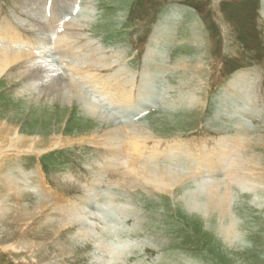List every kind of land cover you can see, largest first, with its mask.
<instances>
[{"label":"rangeland","instance_id":"rangeland-1","mask_svg":"<svg viewBox=\"0 0 264 264\" xmlns=\"http://www.w3.org/2000/svg\"><path fill=\"white\" fill-rule=\"evenodd\" d=\"M44 2L0 0V23L8 19L36 42L40 38L29 25L38 16L33 17L30 11L36 9L44 13L48 7ZM73 4L78 6V12L58 24L59 33L73 18L76 22L86 19L85 40L81 45L88 40L101 45L107 61L118 60L122 69H127L131 77L136 76L139 86L144 70L151 75V85L156 90L151 97L156 108L148 109L139 117L133 116L132 121L134 125L146 128L149 134L157 130H153L154 125L159 124L160 127L164 121H172L174 125H170L169 129L157 130L160 134H155L162 137L155 136V140L177 142L185 147L196 136L200 140L206 137L207 132L215 135L232 133L239 123L236 119L232 120L239 114L238 108L236 110L233 105L238 102L231 101L229 104L222 99V85L245 76L243 81L247 88L259 83L260 91L263 82L264 90V0H52L50 11L61 20V17L70 14ZM73 47L71 53L78 58V46ZM113 55L117 56L116 59ZM114 68L113 72L118 69ZM111 72L106 70L104 75ZM14 83L9 80L0 83V126L12 124L13 129L18 128L27 137L40 136L38 148L47 147L46 139L49 140L53 134L61 133L64 139L72 141L79 137L78 132L81 134L88 128L91 131L95 129V125L75 114L71 119L64 118L67 113L62 106L54 107L55 111L48 106L42 107V111H34V104L25 105L22 94L17 91L24 83ZM195 84L202 87L203 101L200 105L191 104L192 109L175 106L172 101L175 100V103L178 100L179 103L184 91H188L187 86ZM250 98L252 100L247 99L246 106L251 109L255 99L253 96ZM259 104L262 105L261 102ZM262 108L253 109L254 116L245 117L244 122L252 132L248 135L251 146L255 144L259 148L256 155L264 172ZM222 115L226 122H222ZM1 131L4 132L0 127ZM205 131L206 134H203ZM167 133L171 136H166ZM1 134L0 138H5V134ZM209 146V142L199 145L201 150H209ZM101 149L90 142H72L60 150L48 151L40 156L32 153L15 155L10 159L15 164L4 162L8 166L0 162V174H6L5 178L11 174L15 181L13 185L18 184L15 190L22 194V198L15 200V192L9 194L5 183H0V201L19 205L20 208L26 206L25 210H34L35 205L39 208V197L29 190L36 187L37 171L40 172L39 180L44 179L50 193L62 196L59 200H53V195V198L48 197L51 199L49 202L53 201L48 206L54 203L60 206L62 199H72L77 204L87 203L90 199H87L86 192H91L89 189L97 184L96 178H103L102 191L97 194L95 208L92 209L98 214L93 225L98 228L93 232L94 237H83L84 240L76 237L81 229L79 224L71 228L63 227L57 237L54 233L52 235V229L59 226L60 217H56L51 225L37 217L31 223V230L35 225L39 227L35 231L37 235L33 232L26 240L45 241L43 245L36 246L34 253L23 254L16 250V244L20 235L25 239L27 233H23V227H18L17 222L12 220V214L18 212L13 210L0 218V264H264L263 186L255 195L254 192L232 187L234 213L242 230L240 240L235 243L240 247L233 248L231 243L217 237L218 230L207 228L211 225L210 219L191 215L179 195L172 200L170 196L150 188H139L133 192L126 185L117 183L119 175L115 172L111 174L113 170L101 172V163L113 156ZM23 175H27L26 181ZM191 181L187 182L185 190L193 187L195 182ZM105 190L107 192L103 193ZM7 197L12 200L7 202ZM122 208L128 210H125L128 216L121 212ZM213 219L212 227L217 218Z\"/></svg>","mask_w":264,"mask_h":264},{"label":"bare ground","instance_id":"bare-ground-1","mask_svg":"<svg viewBox=\"0 0 264 264\" xmlns=\"http://www.w3.org/2000/svg\"><path fill=\"white\" fill-rule=\"evenodd\" d=\"M51 1L45 0L44 5L47 4L48 7L46 6L44 13L37 12L36 9L30 11L33 17L38 16V21L36 20L29 25L31 30L40 38L36 42L24 35L17 25L13 26L8 19L1 21L0 83L2 84V82L8 80L16 82L15 85H23L24 83L22 89L17 91L22 94L21 97L25 105L34 104V111H42V107L45 106L52 107L55 111L56 108L54 107L62 106L65 113H67L64 118L71 119L75 114L96 127L92 131L88 128L87 132H82L83 134L78 132L79 137L72 141L64 139V135L61 133L59 135L53 134L49 140L46 139L47 147L38 148L37 142L41 141L40 136L27 137L20 133L18 128L13 129L12 124L6 126L2 124L3 126L0 127L4 132H0V137L3 135L1 133H4L5 138H0V162L4 166H8L4 162L9 163V165L15 164V161L10 160L15 155L32 153L40 156V154L48 151L60 150L72 142L75 144L90 142L103 148L101 150L105 154L108 152L113 155L112 158L101 163L100 170L104 173L111 170H113V172H110L111 174L117 173L119 175L117 180L119 185L122 184L124 187L126 185L133 192L139 188L143 190L150 188L157 193L160 192L162 195L170 196L172 200H176L177 195H179L185 209L191 215H199L204 219H210L211 225L207 226L209 230L212 228L218 230V238L221 237L226 243H231L233 248L240 247L235 244L236 241L240 240L242 230L239 228L237 214L234 213L235 196L232 187L254 192V195L264 188V172H262V165H260L259 159H257L258 155H256L259 148L255 144L251 146L252 141L248 135L250 136L252 132L244 122L245 117L252 118L254 116H252L253 109L264 108L263 82L260 91L259 83L251 84L247 88L248 85L246 87L243 81L245 76L222 85L224 86L222 99L229 101L227 102L229 104L231 101L238 102L233 104L236 110L237 108L239 110V114L232 119L239 121L234 128V132L220 135L207 132L206 137L200 140L196 136L185 147H181L177 142L155 140V136H157L156 138L162 137L155 134L158 132L157 130L169 129L170 125H174L171 123L172 121H164L160 126L161 128L159 124L154 125L153 130H157L154 133L152 132L153 134H149L142 125H134V120L132 121L133 116L137 115L136 117H139L144 115L143 113L148 109L156 108L151 97L156 92L151 85V75L144 70L141 77V86H139L136 76L131 77L127 69H122L118 65V60L107 61L105 50L101 45H96L91 40L81 45V42L85 40L84 30L87 26L84 18V20H78L77 22L73 21L75 19L73 18L65 25L63 32L59 33L57 30L59 28L58 24L64 23L71 14L75 16L78 12V6L71 5L70 14H66L67 16L65 15L59 20L60 18L53 16L50 11ZM11 21L13 22V20ZM75 26L76 29L74 30ZM73 45L78 46L76 48L79 51L78 58L71 53V50L74 49ZM113 57L116 59L117 56L113 55ZM114 66L118 69L113 72ZM16 68H18V72H16ZM106 70H112V72L104 75ZM187 88L188 91H184L185 94L181 96L183 99L179 103L178 100L175 103V100L172 101L175 106L192 109L191 104L200 105V102L203 101L202 87L199 84L187 86ZM184 89H186L185 86ZM251 96L255 101L254 107L251 105L252 108L250 109L246 106V101L251 99ZM44 100H46L45 103ZM222 116V122H226L224 115ZM69 119H66V121ZM218 119L220 120V118ZM66 125L64 128H66ZM202 133L206 134V131ZM140 136L141 140L139 139ZM166 136H171V134L167 133ZM177 136L179 137V135ZM206 142L211 144L210 149L201 150L199 145H204ZM249 150H251V154L248 153ZM103 158H106L105 155ZM37 174L35 177L36 187L29 188V190L35 192L39 197L37 204L39 208L35 205L34 210H25L26 206L20 208L19 205L0 201V218L4 217L2 214L7 215L13 210H18L15 215L12 214V220L17 222L18 227H23V233H27V236H24L25 239L20 235L16 250L23 254H32L37 245H43L44 239H42L44 240L42 242L33 241L32 238L30 242L26 240L29 234L39 229L35 225V228L31 230L33 225L31 223L37 217L42 218L49 225L55 221L56 217H60L59 226L57 225V228L52 229V235L54 233L57 237L62 233L63 227L71 228L79 224L81 229L76 237L89 236L91 238L93 232L98 231L97 225L93 227L98 214L92 212V209L95 208L97 194L100 193V190L102 191L103 178H96L95 181L98 185L94 183V188L89 189L91 192H86L87 199H90V201H86L87 203L77 204L75 200L62 199L60 200L62 205L58 206L54 203V205L48 206L50 202H53H49L51 200L49 198L53 194L48 190L44 179L40 178L39 180V171H37ZM5 175L0 174V183H5L9 194L15 192V200H19L22 198V194H18L15 190V186L18 184L13 185L15 181L11 174H7V178H5ZM27 175H23L25 176L24 181L28 179ZM191 180L195 184L190 189L185 190L188 187L187 182ZM105 192L107 191H103V193ZM61 197L54 196V198H51L59 200ZM7 198V202L12 200L11 197ZM125 210L128 211L125 208L121 209L124 215L127 214ZM214 217L217 219L214 227H212V221H215ZM22 227L19 229H22ZM27 227H30L29 230H26ZM35 235H37L36 232ZM106 246L108 247V245ZM115 251L113 248L112 252L114 254Z\"/></svg>","mask_w":264,"mask_h":264}]
</instances>
